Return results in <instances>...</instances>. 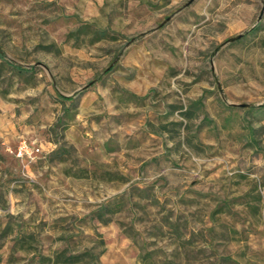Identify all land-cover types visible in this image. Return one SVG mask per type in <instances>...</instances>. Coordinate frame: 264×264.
Returning <instances> with one entry per match:
<instances>
[{
    "label": "rangeland",
    "instance_id": "obj_1",
    "mask_svg": "<svg viewBox=\"0 0 264 264\" xmlns=\"http://www.w3.org/2000/svg\"><path fill=\"white\" fill-rule=\"evenodd\" d=\"M103 249L264 264V0H0V264Z\"/></svg>",
    "mask_w": 264,
    "mask_h": 264
},
{
    "label": "trees",
    "instance_id": "obj_2",
    "mask_svg": "<svg viewBox=\"0 0 264 264\" xmlns=\"http://www.w3.org/2000/svg\"><path fill=\"white\" fill-rule=\"evenodd\" d=\"M186 118H190L188 114H183ZM101 245H104L103 240H101ZM103 249L98 255H95L91 250H86L77 256H71L69 258L60 259V256L53 259L51 256H42L41 262L44 264H98L97 258L104 252Z\"/></svg>",
    "mask_w": 264,
    "mask_h": 264
},
{
    "label": "built area",
    "instance_id": "obj_3",
    "mask_svg": "<svg viewBox=\"0 0 264 264\" xmlns=\"http://www.w3.org/2000/svg\"><path fill=\"white\" fill-rule=\"evenodd\" d=\"M26 152L28 154H30V152L28 151L26 145H22V147L20 148V153Z\"/></svg>",
    "mask_w": 264,
    "mask_h": 264
}]
</instances>
